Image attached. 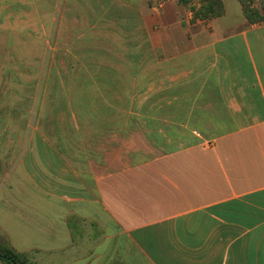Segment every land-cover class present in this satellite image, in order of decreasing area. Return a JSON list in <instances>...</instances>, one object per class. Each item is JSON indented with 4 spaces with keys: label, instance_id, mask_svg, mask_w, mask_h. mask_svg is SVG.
<instances>
[{
    "label": "crops",
    "instance_id": "crops-1",
    "mask_svg": "<svg viewBox=\"0 0 264 264\" xmlns=\"http://www.w3.org/2000/svg\"><path fill=\"white\" fill-rule=\"evenodd\" d=\"M7 4L38 5L57 45L118 15L128 81L107 85L130 104L119 125L55 142L0 124V236L33 264H264V21L240 0L207 19L179 0Z\"/></svg>",
    "mask_w": 264,
    "mask_h": 264
},
{
    "label": "rangeland",
    "instance_id": "rangeland-1",
    "mask_svg": "<svg viewBox=\"0 0 264 264\" xmlns=\"http://www.w3.org/2000/svg\"><path fill=\"white\" fill-rule=\"evenodd\" d=\"M8 1L0 0V114L10 109L15 111V117H0V124L14 127L16 142H38L41 135L55 142L59 136L55 133L57 129L72 126L119 125L124 119L116 115L130 103L120 102L119 98L124 96L118 91L119 87L107 83L110 78L120 76L128 81L124 74L128 71L118 69L120 62L127 61L120 49L127 48L129 43L126 44L127 39L121 35L120 17L113 15L88 37H78L70 42L62 38L63 42L57 45L61 38H55L56 27L47 30L38 18V5H29L23 8V13L14 16V6L7 4ZM192 4L196 8L200 6L197 0ZM247 4L249 9L264 16V0H247ZM67 25L69 23L62 24V34L70 30ZM80 25L83 27V23ZM63 47L65 52H56ZM42 57L44 63L40 64ZM113 63L117 69L109 68ZM105 65H108L106 69ZM9 78L15 79L14 85L7 86ZM87 79H95L100 84L106 82L92 86L81 84ZM134 88L135 85H128V91ZM107 111H113V115L105 116ZM29 125L32 133H23ZM0 137L2 139L4 134ZM0 243L9 244L4 236H0Z\"/></svg>",
    "mask_w": 264,
    "mask_h": 264
},
{
    "label": "trees",
    "instance_id": "trees-1",
    "mask_svg": "<svg viewBox=\"0 0 264 264\" xmlns=\"http://www.w3.org/2000/svg\"><path fill=\"white\" fill-rule=\"evenodd\" d=\"M184 6H190L195 19H207L220 17L225 9L223 0H197L200 6L196 8L192 2L195 0H179ZM243 4L244 14L250 23L264 21V16L258 11L249 9L247 0H240ZM0 261L3 264H33L26 255L17 252L9 244L0 243Z\"/></svg>",
    "mask_w": 264,
    "mask_h": 264
}]
</instances>
